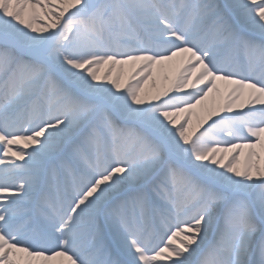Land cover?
Masks as SVG:
<instances>
[{
	"label": "snow or ice",
	"instance_id": "snow-or-ice-1",
	"mask_svg": "<svg viewBox=\"0 0 264 264\" xmlns=\"http://www.w3.org/2000/svg\"><path fill=\"white\" fill-rule=\"evenodd\" d=\"M0 264H264V0H0Z\"/></svg>",
	"mask_w": 264,
	"mask_h": 264
}]
</instances>
